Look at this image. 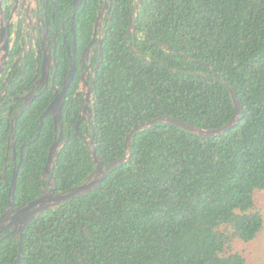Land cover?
<instances>
[{"label":"trees","instance_id":"1","mask_svg":"<svg viewBox=\"0 0 264 264\" xmlns=\"http://www.w3.org/2000/svg\"><path fill=\"white\" fill-rule=\"evenodd\" d=\"M97 10L98 0H84L76 25L91 26ZM129 14L134 35L125 34ZM223 82L241 104L233 126L212 137L166 122L139 129L129 160L95 189L27 223L19 264H246L236 245L264 231L254 200L264 191V0H116L93 81L91 128L106 164L123 156L133 125L159 115L219 127L233 114ZM33 106L19 118L29 129L18 131V143L34 140L22 149L18 201L39 195L53 139L47 119L36 128ZM88 147L71 131L52 170L57 192L94 169ZM6 194L0 187V212ZM17 240L0 243V264L14 260Z\"/></svg>","mask_w":264,"mask_h":264},{"label":"flooded vegetation","instance_id":"2","mask_svg":"<svg viewBox=\"0 0 264 264\" xmlns=\"http://www.w3.org/2000/svg\"><path fill=\"white\" fill-rule=\"evenodd\" d=\"M72 1L69 0V4L65 5L58 4L56 0H1L0 187L6 186L7 194L6 205L0 216L9 207L15 209L29 201L14 198L22 149L34 140L25 138L18 143V131L25 129V126L29 129L26 124L20 126L19 119L27 108L34 104L31 114L38 115L37 129L43 126L45 119L51 122L52 142L56 123H59L57 131L60 142L68 140L71 131L73 135L77 131L90 136L93 81L116 0H98L94 21L91 26L83 28H79L75 20L76 11L84 0L76 7ZM129 32L134 35L136 29L133 32L130 28ZM48 108L49 111L43 114ZM69 120L73 121L72 125ZM7 170H10L9 177ZM42 171L39 175V194L50 189L49 176L42 175ZM13 180L14 191L11 193ZM53 187L54 192H57L55 183ZM15 229L16 226L9 225L7 221L0 222V243L16 238Z\"/></svg>","mask_w":264,"mask_h":264},{"label":"water","instance_id":"3","mask_svg":"<svg viewBox=\"0 0 264 264\" xmlns=\"http://www.w3.org/2000/svg\"><path fill=\"white\" fill-rule=\"evenodd\" d=\"M80 1L81 0H73L72 1L73 6L76 7ZM0 13H1V0H0ZM98 21H99V18L96 23H98ZM130 28L132 29L133 32H135V25L132 22L131 16H129V28L126 30V33L129 32ZM161 46L165 48V45H161ZM178 54L185 56L188 59H191L187 55H183L180 53ZM198 62L207 65V63L203 61H198ZM213 71L215 72L214 69ZM223 84L227 87L230 93V96H231L232 104H233V114L226 123L216 128H202V127L193 125L189 122L180 120L179 118H176L174 116L159 115L150 120L139 122L133 125L132 128L128 131L126 138H125V142H124L125 152L123 156L113 159L106 164L103 163L101 156L98 155L96 152V146H95V140H94L95 136H94L92 129H90L91 139H89L86 133L81 134L76 131L75 134L81 138L82 142L86 146H89L88 148L90 151L94 169L86 176L83 182L73 185L71 187H68L58 192H54V189H53L54 182H53L52 170H53L54 165L57 162V157L61 150V147L63 143L67 141V139H65L63 142H60V134L57 131L59 127V123H56L55 131H54V134H55L54 141L48 147L47 155H46V162L44 164L43 171H42V175L49 176L50 189L48 191H43L38 196H36L34 199L26 202L23 206L17 207L15 209L9 207V209L0 216V222L7 221L9 222V225L16 226V229L13 230V232L15 231L16 237L18 238L17 255L11 263H7V264H19L22 258V249H21L22 233L27 223L32 218H34L35 216L43 212L45 209L55 207L76 196H80L82 194L92 191L103 181V179L105 178V176L107 175L108 171L111 168L129 160V158L131 157V146H130L131 138L139 129L148 127L158 122H166V123L176 125L185 130H188L199 136L212 137V136H216V135L223 133L224 131L228 130L231 126H233L239 118V114L241 111V104L237 97L235 89L232 86H229L226 82H223ZM56 102H59V101L56 100ZM49 109L50 108H48L43 114L49 111ZM12 186L13 187L11 189V193H13L14 191V180L12 182ZM9 201L11 202V199H9Z\"/></svg>","mask_w":264,"mask_h":264},{"label":"rangeland","instance_id":"4","mask_svg":"<svg viewBox=\"0 0 264 264\" xmlns=\"http://www.w3.org/2000/svg\"><path fill=\"white\" fill-rule=\"evenodd\" d=\"M254 200L264 216V191H256ZM245 249L246 264H264V231L258 238L250 243H239L236 247Z\"/></svg>","mask_w":264,"mask_h":264}]
</instances>
